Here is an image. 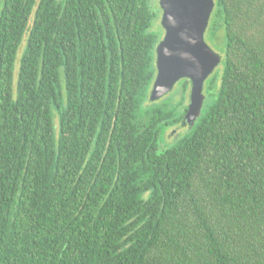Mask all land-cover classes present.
<instances>
[{"label": "trees", "instance_id": "16d2710c", "mask_svg": "<svg viewBox=\"0 0 264 264\" xmlns=\"http://www.w3.org/2000/svg\"><path fill=\"white\" fill-rule=\"evenodd\" d=\"M214 1L158 152L149 0H0V264H264V0Z\"/></svg>", "mask_w": 264, "mask_h": 264}, {"label": "water", "instance_id": "95a60500", "mask_svg": "<svg viewBox=\"0 0 264 264\" xmlns=\"http://www.w3.org/2000/svg\"><path fill=\"white\" fill-rule=\"evenodd\" d=\"M164 30L155 46V77L148 99L153 102L190 81L189 101L182 124L191 129L201 115L204 83L220 65L222 55L205 39L214 0H158Z\"/></svg>", "mask_w": 264, "mask_h": 264}, {"label": "rangeland", "instance_id": "374dc122", "mask_svg": "<svg viewBox=\"0 0 264 264\" xmlns=\"http://www.w3.org/2000/svg\"><path fill=\"white\" fill-rule=\"evenodd\" d=\"M149 4H150V6H151V8H152V11H154V12H156V13L158 14L157 17H155V18L153 19V21H152V30L155 32L156 37H157V40H159V39L162 38V36H163V34H164V30H163V28H162L161 25H160V16H161V13H158V12L156 11V9L159 7V5H158V0H149ZM205 39L207 40L208 44H209L213 49H215V51L219 52L218 50H216V47L208 41L207 35H205ZM20 51H21V49L19 50V54H20ZM219 53H220V52H219ZM18 56H19V55H18ZM17 65H18V60L15 61V66H14V71H15V73H16V70H17ZM220 67H221V65H219V66L215 69L214 73H215L216 70H217L218 68H220ZM206 82H207V81H206ZM206 82H205V84H206ZM176 86H177V85H176ZM175 89H176V92H178L179 87H175ZM189 89H190V85H189L188 90H187V92H186V94H185V96H186V106H187V103H188V101H189ZM204 93H205V92H204ZM176 97H177V96H175V95H174V98H172L171 96H169L168 98L166 97V98H165V102H160V103H158L157 105H159V106H165V107H168V108H169V106L171 105V99H176ZM146 104H148V102L144 103V106H146ZM171 130H172L171 127H168L167 129H165L164 136H163V141H160L159 146H158V152L163 151V150L166 148V146L170 145V144L174 141V139H173V138H174V135H175L177 132H178V133H181V132L185 131V130H186V127H184L183 125H181L180 122H179L178 125L176 126V130L174 131V133H172ZM175 132H176V133H175ZM163 142H164L165 144H164Z\"/></svg>", "mask_w": 264, "mask_h": 264}, {"label": "flooded vegetation", "instance_id": "af4514ba", "mask_svg": "<svg viewBox=\"0 0 264 264\" xmlns=\"http://www.w3.org/2000/svg\"><path fill=\"white\" fill-rule=\"evenodd\" d=\"M184 114H185V113H184ZM180 124L183 125L182 122H180ZM177 125H178V124H175V125L171 126V128H172L171 132H172V133H174V131L176 130V126H177ZM183 126L186 127V130L188 129V124L183 125ZM186 130L183 131V132H181V133H178V132L176 133V132H175L176 134L174 135V138H173V139H174V140H177L179 137H181V136L186 132ZM164 144H165V143H164Z\"/></svg>", "mask_w": 264, "mask_h": 264}]
</instances>
